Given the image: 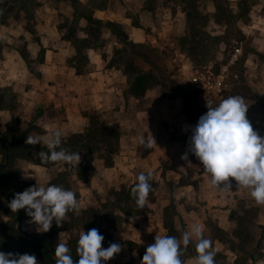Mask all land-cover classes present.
I'll use <instances>...</instances> for the list:
<instances>
[{
	"label": "rangeland",
	"instance_id": "rangeland-1",
	"mask_svg": "<svg viewBox=\"0 0 264 264\" xmlns=\"http://www.w3.org/2000/svg\"><path fill=\"white\" fill-rule=\"evenodd\" d=\"M240 3L244 18L238 13ZM2 4L1 123H16L19 130L42 140L59 129L65 141L84 132L91 116L120 134L112 166L96 158L87 180L78 177V165L68 174L85 220L97 219L105 235L102 247L122 246L105 264H140L155 236L166 234L163 219L168 206L178 239L192 224L203 226L216 251L215 264H252L251 258L254 264H264V229L259 227L264 225V205L256 204L250 190L234 180L230 191L212 186L201 162L188 152L191 126L207 111L190 75L194 68L208 65L221 74L223 98L242 96L249 104L246 116L253 129L264 136V0H77L72 16L66 14L75 11L72 0ZM106 8L108 18L122 22L127 41L81 16ZM196 31L199 34L191 36ZM112 57L133 60L140 70L152 72L155 85L139 99L129 95L131 76L108 68ZM151 136L153 147L139 143L140 137ZM185 152L188 161L181 159ZM64 164L44 167L17 159L14 169L27 189L49 183L50 175ZM150 170L154 191L147 206L138 209L122 192ZM24 174L31 176L25 179ZM6 203L0 194V204ZM20 227L37 231L31 217L21 220ZM61 229L59 243L82 232L78 227ZM188 247L191 252L183 264H195V243Z\"/></svg>",
	"mask_w": 264,
	"mask_h": 264
},
{
	"label": "clouds",
	"instance_id": "clouds-1",
	"mask_svg": "<svg viewBox=\"0 0 264 264\" xmlns=\"http://www.w3.org/2000/svg\"><path fill=\"white\" fill-rule=\"evenodd\" d=\"M207 111L196 124L191 126L188 152L201 162L203 170L209 175L210 183L224 191L232 189V181L249 189L250 195L258 205H264V136L253 129L246 116L249 104L239 95L229 96L213 106L206 102ZM25 143L37 145L43 143L47 152L40 151L38 156L45 162L65 163L74 168L81 162L78 152H69L62 146V132L54 129L43 140L39 136L28 135ZM139 143L146 148L156 145L151 136L147 140L139 138ZM188 152L181 159L188 161ZM190 163V162H189ZM31 175H25V179ZM153 172H141L131 196L138 209L147 206L151 191L150 180ZM12 212L23 209L37 225V232H48L53 222L59 227L68 212H79L80 206L76 193L62 186L51 183L34 185L20 193H15L8 202ZM104 237L98 229L82 231L78 238L73 259L67 242L56 245L55 264H102L119 254L122 246L111 243L106 249L102 247ZM195 243V264H215L216 251L212 241L204 236L203 226L192 224L177 239L169 235H156L154 243L146 248L140 264H183L181 256L190 243ZM0 264H38L34 254L5 253L0 251Z\"/></svg>",
	"mask_w": 264,
	"mask_h": 264
},
{
	"label": "trees",
	"instance_id": "trees-1",
	"mask_svg": "<svg viewBox=\"0 0 264 264\" xmlns=\"http://www.w3.org/2000/svg\"><path fill=\"white\" fill-rule=\"evenodd\" d=\"M74 13L77 12V0L73 1ZM3 0H0V8L3 7ZM79 5V4H78ZM240 18L246 17V10L243 3H240V12H238ZM261 15L264 16V7L261 10ZM82 17L86 18L89 22H95L99 27H106L111 33L115 34L116 37L122 41H127V34L121 29V26L117 22L110 20L103 21L99 18L93 17L91 14H81ZM0 23L3 20L0 18ZM199 34L192 32L193 37ZM196 46L193 47L195 50ZM122 57L110 58L106 66L108 68H116L120 70L125 76L130 77L128 80V93L136 99L144 97L147 90L152 88L156 83V76L152 72H145L137 68L133 60H125L123 64ZM75 68V67H74ZM77 73H82V69L75 68ZM16 123H1L0 121V194L4 196L7 203L6 205L0 204V251L5 253H19V254H34L36 258L40 260V264H55L54 250L59 240L57 238V229L55 222L51 229L46 233L39 232H26L21 229V220L28 218L26 212L21 209L16 213L12 212L8 206V202L14 197L15 193H20L26 189V182L20 178V173L14 169L17 159H25L29 162L41 165L44 167L59 165V163L45 162L39 156L40 151L47 152L48 149L44 146L29 145L25 143L28 132L26 130H19ZM119 138L120 134L117 129H114L111 125L101 122L99 119L94 118L88 123V127L84 132L75 134L71 138L62 141V146L69 152H78L81 156V162L78 164L77 175L81 180H87L89 169H92L91 161L93 159H102L105 166H112L113 155L118 152L119 149ZM73 168L70 165L64 164L63 168L55 173H52L49 178V183L62 186L66 190H72L78 196L77 190L72 186L68 179L70 169ZM151 191H154L155 183L150 181ZM134 186V184L132 185ZM131 186V187H132ZM131 187L122 193L126 200L134 198L131 196ZM126 200H124L126 202ZM168 207L165 208V215L163 219V226L166 231V235L174 236L179 238L178 229L176 228L175 222L172 220V214L168 212ZM128 213H133L127 210ZM85 210L80 209L77 212H68L65 221L61 224L67 230L71 227H78L82 231L87 232L92 228H97V219L92 218L85 220ZM3 215H7L4 219ZM260 231L264 229V225H260ZM61 229V230H62ZM99 231V229H98ZM225 234L224 230H221ZM100 233V231H99ZM238 234L240 232H237ZM104 238L105 235L100 233ZM78 236L69 238L67 245L70 249V253L73 256L74 261L78 260L79 257L76 253ZM221 239V238H220ZM232 244L234 241L229 239ZM191 250L189 247L183 252L181 256L182 261L188 257ZM251 258V257H250ZM253 262V263H252ZM251 263L254 264V260L251 258ZM102 264L105 262L102 261ZM237 264V260L233 262Z\"/></svg>",
	"mask_w": 264,
	"mask_h": 264
},
{
	"label": "built area",
	"instance_id": "built-area-1",
	"mask_svg": "<svg viewBox=\"0 0 264 264\" xmlns=\"http://www.w3.org/2000/svg\"><path fill=\"white\" fill-rule=\"evenodd\" d=\"M220 77L221 74H215L211 65H208L203 70L194 68L191 71L190 82L205 104L207 101H211L213 106H215L224 99Z\"/></svg>",
	"mask_w": 264,
	"mask_h": 264
},
{
	"label": "crops",
	"instance_id": "crops-1",
	"mask_svg": "<svg viewBox=\"0 0 264 264\" xmlns=\"http://www.w3.org/2000/svg\"><path fill=\"white\" fill-rule=\"evenodd\" d=\"M107 11H109V8H106V9H94V12H93V17H96V18H104V19H109L111 21H114L113 19L111 18H108L109 16L107 15ZM68 16H72L74 15V11L73 9H70V12L67 11L66 13ZM262 16V15H261ZM263 17V16H262ZM117 21L118 23H122L120 20H115ZM64 47V46H63ZM65 48V47H64ZM62 49V48H61ZM62 52H65L63 49H62Z\"/></svg>",
	"mask_w": 264,
	"mask_h": 264
}]
</instances>
